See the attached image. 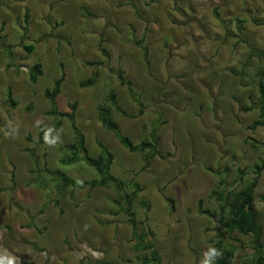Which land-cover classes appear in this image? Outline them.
Here are the masks:
<instances>
[{"label": "rangeland", "instance_id": "1", "mask_svg": "<svg viewBox=\"0 0 264 264\" xmlns=\"http://www.w3.org/2000/svg\"><path fill=\"white\" fill-rule=\"evenodd\" d=\"M261 52L264 0H0V258L137 264L149 254L135 248L116 186H90L98 176L85 162H60L74 133L45 91L61 75L55 108L74 105L88 154L102 143L124 191L137 186L134 226L159 264H213L214 223L199 209L253 180L264 234V127H250ZM99 106L133 144L156 141L146 167L102 126ZM229 238L241 264L251 240Z\"/></svg>", "mask_w": 264, "mask_h": 264}, {"label": "trees", "instance_id": "2", "mask_svg": "<svg viewBox=\"0 0 264 264\" xmlns=\"http://www.w3.org/2000/svg\"><path fill=\"white\" fill-rule=\"evenodd\" d=\"M24 48L27 51H31L32 49L31 46H24ZM257 56L262 60L263 64L255 71L257 80V99L252 103V105L253 109L257 110L258 116L257 119L251 123V129L256 127H264V52L257 54ZM40 74V65L35 64L30 69V81L35 82L36 78ZM119 79L120 83L122 85L128 86L132 92L130 88V81L126 80L122 74H119ZM62 81L63 76L61 75L54 81L51 90L45 91V96L52 105L49 113L52 115L68 117L71 120V127L74 133V142L65 146L62 150L63 158L60 160L61 164L71 165L76 161L81 160L85 162L90 168H92L98 176L97 179H92L88 182L90 186L103 187L109 183H113L116 186L118 191L121 192V196L126 203L125 212L129 216L128 221L131 224L132 234L135 240V248L137 251L141 252L149 251L148 256L143 254L142 258L137 264H159L160 259L155 249H153L152 243L148 241L145 246L142 245L144 244L143 241L145 238L138 234L137 228L134 226L132 202L136 196L137 186L131 184L133 191L130 196L124 191L123 182L110 173L113 156L108 148L102 143H98L99 152L96 157H92L88 154L87 148L85 146L84 135L74 123V105L71 106L72 111L70 113H61L55 108L54 99L59 93ZM132 96H134V94H132ZM109 97L111 108L117 110L118 107L114 94L111 93ZM97 112L102 126L105 129L113 132L120 145H122L128 151L140 153L142 155L144 167H146L149 164V161L156 154V141H144L140 144H133L129 138L122 135L118 126L111 119L110 107L99 106L97 108ZM42 137L43 131H41V140ZM62 180L68 186L76 185L72 180L64 176L62 177ZM220 183L224 185L223 182ZM255 186L256 181L253 180L238 190L223 189V191L218 195L221 202L217 209L213 211L199 209L201 214H206L214 223L213 243L218 255L212 257L213 264H233L236 247L229 241V236L232 233H238L242 236H247L251 240L250 252L241 259V264H264V234L260 224V216L253 205Z\"/></svg>", "mask_w": 264, "mask_h": 264}, {"label": "clouds", "instance_id": "3", "mask_svg": "<svg viewBox=\"0 0 264 264\" xmlns=\"http://www.w3.org/2000/svg\"><path fill=\"white\" fill-rule=\"evenodd\" d=\"M212 255H218L215 249H210ZM0 264H14V261L11 257L8 258H0ZM205 264H208V261H205Z\"/></svg>", "mask_w": 264, "mask_h": 264}]
</instances>
